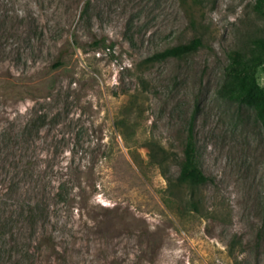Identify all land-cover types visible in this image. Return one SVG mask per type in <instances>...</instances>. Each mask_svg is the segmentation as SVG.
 Returning a JSON list of instances; mask_svg holds the SVG:
<instances>
[{
    "label": "rangeland",
    "instance_id": "obj_1",
    "mask_svg": "<svg viewBox=\"0 0 264 264\" xmlns=\"http://www.w3.org/2000/svg\"><path fill=\"white\" fill-rule=\"evenodd\" d=\"M256 2L0 0V264H264L263 131L218 96ZM190 133L199 211L144 145L176 183Z\"/></svg>",
    "mask_w": 264,
    "mask_h": 264
},
{
    "label": "trees",
    "instance_id": "obj_2",
    "mask_svg": "<svg viewBox=\"0 0 264 264\" xmlns=\"http://www.w3.org/2000/svg\"><path fill=\"white\" fill-rule=\"evenodd\" d=\"M255 12L264 22V0H257ZM202 47V40L199 37L190 42L180 44L151 56L148 61L157 62L167 59H181L197 52ZM228 64L225 69L224 81L218 90V96L228 102L234 103L239 107H245L255 114L256 121L263 131L264 142V89L258 82V72L264 69V31L255 35L247 33L239 42L238 46L230 50L227 54ZM130 112L125 108L122 117L115 123L117 129H125L123 140L126 145L131 143L133 128L130 125L128 115ZM41 124L43 121H40ZM34 129H38L34 126ZM38 131V130H37ZM145 147L148 149L149 164L158 168L169 184L170 189H185L191 192L190 205L194 211H199V201L192 190L204 186L211 182L198 166L196 160V146L192 133L188 135L183 158L179 164V176L175 183L168 175L169 167L178 159L177 155L169 153L161 145L147 141ZM134 155V153L132 152ZM134 157V161L135 156ZM139 164V162L136 161ZM182 205H185L183 203Z\"/></svg>",
    "mask_w": 264,
    "mask_h": 264
}]
</instances>
